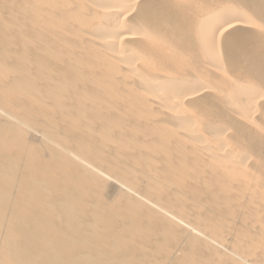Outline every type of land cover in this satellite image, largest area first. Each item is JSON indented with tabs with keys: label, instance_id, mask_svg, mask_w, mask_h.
<instances>
[{
	"label": "bare ground",
	"instance_id": "1",
	"mask_svg": "<svg viewBox=\"0 0 264 264\" xmlns=\"http://www.w3.org/2000/svg\"><path fill=\"white\" fill-rule=\"evenodd\" d=\"M0 264H264V0H0Z\"/></svg>",
	"mask_w": 264,
	"mask_h": 264
}]
</instances>
